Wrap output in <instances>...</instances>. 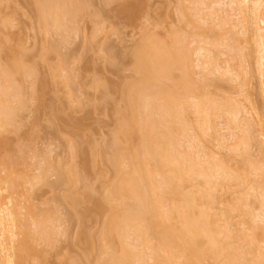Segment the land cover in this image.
<instances>
[{
    "label": "bare ground",
    "instance_id": "bare-ground-1",
    "mask_svg": "<svg viewBox=\"0 0 264 264\" xmlns=\"http://www.w3.org/2000/svg\"><path fill=\"white\" fill-rule=\"evenodd\" d=\"M10 1L14 3L0 0V6L4 7L5 12L6 9H16L14 14L11 13L12 16H8L0 7V11L3 10L0 12V165L3 166V172L0 171V264H48L47 252L41 248L39 250L35 245L39 243L40 246H55L57 240L54 237L61 234V230H56L57 224H52L55 213L51 215L42 212L43 214L39 215L43 218H38L34 206L29 205L32 196L25 195L24 199L29 203L26 208L29 214L26 215L33 223L36 222L34 225L37 226L31 231L28 228L29 223H26L19 212L21 202L16 197L19 187L31 183L34 188L36 184L42 183L47 177L44 173L46 171L43 170L41 176L33 177L27 176L25 172L21 173L18 166L24 165L25 154L22 148L25 147L19 145L14 151L3 134L19 129L18 114L27 109V104L29 106L36 102L39 94L37 92L43 84L53 81L52 83H57L60 88L63 84V91L67 88V97L72 100L71 86L75 76L73 79L72 69L65 74L66 68L62 67V63L49 66L48 72L46 64L49 62L44 56H41L42 62H38V68L37 61L34 66H26L27 63H24L22 57L25 54L20 52H24L21 40L15 42L9 37H4L7 30L17 26L13 17L18 8L14 7V0ZM24 1L26 3V0ZM185 1L189 0L177 1V14L179 22L188 26L192 24L193 16L196 15L194 13H199L200 10L201 5L195 2L204 5L206 0L192 1V7L199 9L195 12L192 7L186 8ZM224 1L228 2L227 5H218L221 1L204 5L208 6L207 10L213 5L216 6H213L215 10L213 7L210 9L208 17H213L212 23H215L214 27L210 28L212 34L215 32V41L197 35L198 38L193 37L196 41L191 43L196 45L193 44L191 50L188 48L191 44L187 38L177 32L172 31L164 40L145 31L132 52L128 53L131 59L130 70L135 77L120 88L122 106L113 105L116 122L111 147L113 152L110 156H106L105 152L106 157L103 156L108 160L106 163L113 173V179L106 187L102 199L95 200L97 214L103 219L102 228L97 240L89 233L83 232L85 251L81 258L71 260L70 264H264V179L260 175H264V122L259 115L255 119L252 116L254 121H251L255 106L251 108L254 103L246 94L250 73V65L246 63L251 61L250 51L256 50L245 47L252 43L257 48V55L260 57H257L259 61L256 65L264 80V0ZM107 2L119 4L121 0H106L105 3ZM27 4L32 8L34 6L36 20L43 32H60V35L64 33V37L65 33L67 35L74 31L77 35L80 28L76 29L77 32L74 29L78 28V18H83L86 13L82 0H27ZM123 6V13L131 12V5ZM222 6L225 9L229 7V11ZM203 9L201 11L206 10ZM201 14L198 15L201 17ZM206 15L202 18L205 19ZM208 18L205 20L208 21ZM217 24L223 34H218L220 29L216 32L215 29L219 28ZM223 36H227V40L231 37L228 44L223 42ZM216 40L226 45L221 43L223 46H220ZM211 46L214 49L210 48ZM222 47L227 48L226 52L231 49L230 52L243 53L247 49L244 58L241 56L243 59L240 60L241 64L247 59V70L243 63L240 65L241 69L231 66L230 62L222 66L224 61L219 63L220 59L214 58V55H217L215 52ZM109 52L112 55L113 52ZM237 53L239 55V52ZM254 55L256 54H253V57ZM246 56L249 58H245ZM112 59L110 58V62L114 64L115 58ZM40 63L46 67L44 68L47 72L44 73L47 74L40 73L42 69L39 68H43L39 67ZM199 71H203L201 73H205L204 76ZM69 72L72 75H69ZM197 72L201 74L202 79ZM216 72H222L221 74L231 78L230 80L235 78L233 81H239L240 85L237 83L238 88H235L238 92L229 93V96L232 98L237 95L243 100L230 99L228 94H223V98L222 95L216 94L217 98H214L215 94L210 92L209 88H214L216 84V88L219 87L218 81L211 78ZM25 78L26 80H23ZM49 79L51 81H48ZM23 81L30 91L27 90V95L22 96L25 85ZM215 82L217 83L214 86ZM44 86L42 90L47 87ZM260 88L263 96L264 82ZM44 92L41 91V98L37 99L40 104L43 103L42 97L45 98ZM225 95L228 98H225ZM220 97L224 102H220ZM254 112L257 113L256 109ZM14 121H17L16 124ZM207 140L210 145L205 143ZM252 144L260 147L261 162L259 159L250 160V151L254 148L259 150L256 145L253 148ZM210 146L214 149L217 147L219 152H212ZM74 149H71L72 154L82 153ZM94 151L95 148L91 149L92 157ZM220 151L221 154L224 151L229 153L228 157L224 156L226 154L221 155ZM3 152L8 153L5 155ZM9 152L15 153L9 157L12 155ZM84 154L83 152L82 156ZM248 157L249 161L246 160ZM106 159L104 160L107 161ZM231 160L236 168L229 163ZM48 166L52 168V163ZM61 166L57 165L56 170L54 169L57 171V183H68L73 187L85 181V169L84 172L78 171L77 166L72 164L69 169L63 170L65 168L62 169ZM257 177L262 179L260 184ZM232 188L233 192L229 193ZM87 189L85 187L83 195L70 192L66 197L63 196L64 203L71 204L74 209L79 207L85 199H92ZM2 192H7V195L2 196ZM226 192L229 193L228 198L224 194ZM234 212L238 215L232 214ZM85 217L87 220L88 217L84 215ZM84 218L82 216V219ZM52 226L55 228L51 229ZM62 232L65 237L69 234L66 230Z\"/></svg>",
    "mask_w": 264,
    "mask_h": 264
},
{
    "label": "rangeland",
    "instance_id": "rangeland-1",
    "mask_svg": "<svg viewBox=\"0 0 264 264\" xmlns=\"http://www.w3.org/2000/svg\"><path fill=\"white\" fill-rule=\"evenodd\" d=\"M6 1H9L10 3L11 2L14 3L13 1H10V0H6ZM14 1L16 4L14 7L17 6L18 8L16 14L13 17V19L15 20V25L17 26L11 30L6 29L7 33H5L4 37L6 38L9 37L11 38L12 41H15V42H18L17 40H21L20 42H22L21 44L23 45L24 52L22 51L20 52L24 53L25 55H22V54L20 55H22L23 60H25L24 63L25 64L27 63L26 66L30 64L27 67H31V65L34 66L37 64V68H38V64H39L38 62H42V59L40 58L41 56L42 57L44 56L45 58H47L46 60H48L49 64H51L49 65L47 62H46L47 64L44 62V64L48 66V72H49V66H53V65L57 66V63L58 64L62 63L61 64L63 65L62 67L66 68L65 69L66 71L64 73L66 74L68 70L72 69L71 72L73 73V75L70 72H69V75H72L73 79L75 76L74 83L72 84L71 82V84L73 85L71 86V89H72L71 95L73 96L72 100H69V97H67L68 92L66 91H68V89L66 88L65 89L66 91H63L64 89L63 84H61V88L56 85L57 83L53 84L52 83L53 81L51 83L49 82L48 84H43V86L44 85L47 86L46 89L42 90L43 88L42 86V88L38 90L39 92H37L40 94L41 91L43 92L45 91L44 92L45 98L42 97L43 103L40 104L37 102V99L41 98L40 96L41 94L40 95L38 94L39 97L37 95L36 100H35V97L33 98L36 102L33 103L31 101L33 104L29 106L27 104V107H26L27 109L24 112L22 111V113L18 114L19 116L17 117L18 122L17 121L16 122L18 123L17 125H19V129L11 133L8 132L6 134L5 133L3 134L5 135L3 137H5L7 140L5 138L4 139L8 141L7 142L8 145L10 144L14 148V151L16 148L18 149L19 145L25 147V149L24 148L22 149L24 150L23 152L25 154V155L23 154L24 155L23 157L26 160L24 159L23 161L24 165L18 166L19 168L18 170H20L21 173L25 172L24 174H28L27 176L33 177L36 175H40V173H43L42 171L44 170L46 171L44 173L47 174L45 175V177L47 176L45 178V180L47 181L44 180L42 181V183L36 184L38 183L37 181L39 180L37 178V181L35 180L36 186L34 188L32 187L33 185H30L31 183H29V185L25 184V186L19 187V190L17 191L19 193L16 194L17 199L19 198L21 202L20 207H19L20 209L19 212L21 216L23 217V219L25 218L26 223H29L28 228L31 231L32 229L35 230L37 226L34 225L36 224V222L33 223V220L30 219L28 215H26V214H29L26 209L29 203L25 201L24 199L26 198L25 195L32 196V199L30 200L29 205L34 206L36 210L34 212H37V214L35 215L39 216L38 218L42 216V215L41 216L39 215L40 213L41 214L46 213V214H51V215L55 213V215H53L54 223L52 222V224L54 225L57 224L56 225L57 231L61 230V234L59 233L57 234V236L54 237L55 240H57L55 241L56 242L55 246L48 247V246H45L44 244L40 246L39 243L36 244L37 242H35L36 244L35 246H38L37 247L38 249L41 248L42 250H45L47 252V255L49 258L48 264H60V263L70 264L71 260L81 258L85 251V240H84L83 232L85 231L86 233H89L90 235L93 236L94 240H97L96 238H98V235H100L99 233L102 228L103 219L101 215L97 214L95 200L100 201L102 199L105 193L106 187L108 186V184H110L111 180L113 179V173L110 170L109 166L107 165L108 163L106 162H108V160L105 157L110 156L111 155L110 153L113 152L111 147L113 143V133L116 130V122L114 119L113 105L115 104V105H118L119 107L122 106L120 88L130 83L135 77L133 72L130 70L131 59L129 56L130 54L128 55V53L132 52L131 50L134 49V47L137 45V42H139V40L141 39L143 35V32L145 31L149 32L150 34H154L156 35V37L160 39H164V40H166L168 36H170V33L172 31L177 32L178 35L180 34L184 38H187V41L189 42V44H191L190 45L191 47H188V48H190L191 50H193L192 47L196 45L194 43H193L194 45L191 43V42H194L195 40L193 37L198 38V36H200L204 38L207 37L208 40L209 39L214 40L216 36L214 34L215 32L212 34L211 32L212 29H210L212 28L213 23H214V22L212 23L213 17H211V19H209L208 17L210 16L209 15V12H211L210 9L213 6L214 7L216 6L213 5L212 7H209L210 8L209 10H207L206 8H208V6H204V5L207 3L211 5L213 1L215 2L221 1V3L218 2V5L219 4L227 5L228 2L227 1L225 2L224 0H206V3L202 2V3H205L204 5L198 4V2H195L197 3V5L202 6V7L200 6L199 8L200 10H199L196 7H192L194 6L192 5L193 4L192 1L194 0H189V1L187 0L188 2L185 1L186 8L192 7V9H195L194 12L196 10H199V13L197 11L199 15L202 12H203L202 14H204V15L201 14V17H200L196 12L195 13L193 12L199 17L193 14L196 18L193 16L194 19H192L193 20L192 24L187 26L186 24H181L179 22V16L177 14V6L179 3V2L177 3L178 0H123V1L121 0L122 3L119 2V4L121 3L120 5L118 3H113V2L112 3L107 2L108 3L107 4L105 3L106 0L105 2L104 0H82L86 8V13L85 15L83 14L84 16L83 18L82 17H80L81 19L78 18V20H80L79 22L76 21L78 24L76 23L75 24H76V27L78 28H75L73 26L75 28L74 30L80 28V31L76 30V32L78 31L80 33L77 32V35L76 33H74L75 31L73 33H67V35L65 33V37H64V35H62L64 33L60 35L59 34L60 32L59 33L57 32L56 34V32L46 33L47 31L46 32L42 31L41 26L38 25V22L36 20V15H35L36 13L33 9L34 6L32 8L29 5L30 2H28L29 4H27V0H26V3L24 0L23 1L14 0ZM195 1H199V0H195ZM122 4L125 6L131 5L130 7L131 12L123 13L124 11L121 10V7L123 6ZM7 5L8 3H6V7ZM9 5L11 7V4ZM203 6H204V9H203ZM0 7L1 9L4 10V7L2 6ZM14 7L12 6V8ZM222 7L225 9L224 6ZM123 8L125 7L123 6ZM228 8L225 10H228ZM202 9L203 10L206 9L208 11V14H207L208 16L206 15V10L201 11ZM12 10L13 9L10 8V9H6V12L5 10L3 12L7 13V15L8 14L11 15L12 12L14 14L16 9L14 8V10L13 11ZM205 15H206V18H208L207 19L208 21L205 20L206 18L205 19L204 17L202 18V16H205ZM205 22L206 23L208 22V23L206 24ZM217 27L219 28H216V29L214 28L216 32L219 31L218 29L221 28L219 25ZM98 30H101V31L97 32ZM70 31L72 30L70 29ZM220 33H222V31L219 32L218 34ZM6 34H9L11 36L9 35L7 36ZM213 35H215L214 38H213ZM238 35H241V34H238ZM225 38H227V36H225ZM225 38L223 36L222 40L223 42L225 41V43L228 44L227 42H229L228 40H231V37L230 38L228 37L229 38L228 40ZM232 38H234V36ZM198 41H200V39ZM216 41L217 43H219L218 40ZM212 43L213 42H211V44ZM221 43L222 42L220 41L219 43L220 46L222 44L226 45L224 43L222 44ZM217 45L218 44H216V46ZM252 46H253L252 43L249 46H245L248 48L250 47V50L251 48L253 49L255 48L256 50V52H254V50L250 51L251 52L250 57L252 58H251V61L249 62L251 64L248 63V61L246 63V65L248 66L250 65L249 68L248 66L245 65V60L247 59L243 60L244 63L242 62L244 65V68H246V70L248 68V71L250 72L248 74L249 76L248 85L249 86L247 85L246 87L247 88L246 91L248 90L247 91L248 93L246 94L250 97V100L254 103V105L251 108H253L254 106L256 107V108L254 107V109L252 110L254 114L251 112L252 113L251 117L253 116L255 119L259 115V117H261L264 122V98H263L264 95L263 96L261 95L262 89L260 88L264 80L261 78V75L258 72V67L256 65L258 63L257 61H259L257 60V57L259 56L257 55V48L254 47L255 45L253 47ZM214 47L211 46L210 48L214 49ZM225 48L226 47L218 48L217 51L215 49L216 52L212 50V52H215V54H217L216 56L213 54L214 58L218 57L220 59L219 63H223L224 61V64H222V66H224L225 63L230 62L231 66L233 65L237 69H241L240 65L242 63L240 64V60L244 58L243 56H245L244 53L247 52V49L244 48L246 50H244V52L242 51L243 53H241V51L236 50L237 52H239V55H238L237 52H230L231 49H229L230 51L228 50L229 52H226L227 48L226 49ZM109 51L113 52L112 55H110ZM26 54H27V57H26ZM253 54H256L257 56L254 55L253 57ZM239 56L240 57L242 56L243 58L241 57L240 59ZM112 57L115 58L114 64L110 62V58L112 59ZM245 58H249V57L246 56ZM40 66L43 67V68H39L43 70V72L41 70L40 73H44L46 67L42 63H40L39 67ZM39 69H38V72H39ZM73 71L75 72V74ZM45 72H47V70ZM199 72H197L198 75H199ZM221 73L222 72L217 74L216 72V75L214 74L213 76L211 75V78L217 80L218 85H219V87L216 88L217 82H215L214 86L215 84L216 86L214 88L213 87L209 88V91L215 94V97L213 96L214 98H217L216 94H219V96L222 95V98H223V94H228L229 96L230 95L229 93L235 94L236 92H238L235 90V88H238L239 81L238 82L236 80L233 81V79L235 78L230 80L231 78L227 77L226 75L223 76L222 75L223 73L222 74ZM44 74H47V73H44ZM197 74L195 76H197ZM201 74L202 76H204L203 74L205 73H201ZM201 74L199 76H201ZM176 75H178V73H176ZM202 76H201V79H202ZM23 80H26V78ZM45 80H46V77H45ZM48 81H51V80L49 79ZM210 81L209 82L207 81V82L211 83L212 81L211 82ZM26 82H28V80ZM23 85H24L23 87L24 92L22 96L27 95L28 91H30L28 90L29 87L27 88L25 82L23 83ZM27 85H30V84H27ZM38 87L40 88L41 86L38 85ZM259 88L261 89V91ZM209 91L208 93L210 94ZM228 96L225 95L224 97L228 98ZM222 98L221 97L219 98L220 102H224V100L221 101ZM232 98L234 99L236 98V100H239V101L243 100V98H240V97L238 98L237 95L236 97L233 96ZM28 100H31V99H28ZM255 109L257 113L254 112ZM253 117L251 119H253ZM254 119L251 121H254ZM250 123H253V122H250ZM15 126L13 125V127ZM221 126H223V124ZM13 127L11 129H13ZM205 143H208V140ZM208 144H207V150L209 149ZM254 145L252 144V147ZM256 146L259 147L258 145ZM73 147L75 149L80 150V152L82 153H78L79 152L78 151L77 152L78 154H72L71 149ZM93 148H95L94 155H93L94 157H92L91 155V149L93 150ZM214 148H215V145H214ZM214 148L211 149L212 152H215V151L219 152L218 150H216L217 147L216 149ZM83 152L85 154L82 156ZM105 152L107 153L106 156H105L106 154ZM221 152L222 151H220V154ZM224 152L223 154H226L224 156H227V154H229V153H226V151ZM251 152H252V155L250 154ZM5 153L6 152H3V154ZM9 153L10 154L12 153V155L9 156V157H12L15 152H9ZM100 153H102L103 155L102 154L100 155ZM250 153L249 155L252 156L250 160L252 161L253 160L259 161L262 156L261 154H259L261 153L260 147H259V150L258 148L252 149ZM4 157H7V156H4ZM103 158L106 159L107 161H105ZM3 159H6V158H3ZM246 160L249 161V157ZM233 161H236V160H233ZM252 161L249 162V164L252 163ZM261 161L262 160H260L259 162ZM48 162L49 164L52 163V168L48 166L49 165ZM229 163L231 164L232 160ZM240 163H238V165L242 164ZM60 164L63 166V167L61 166L62 169L65 168L63 170H67L66 168L69 169L70 168L69 166L72 164L74 166H77L76 168L78 169V171L84 172V169H85L86 171L85 181L73 187L72 185L70 186V184L68 183L67 184L69 186L65 183H61V184L57 183L59 182L57 180V175H56L57 171L55 172L54 169L56 170L57 165H60ZM243 165L241 166V168L243 167ZM232 166L233 168H236V166L234 167V164ZM237 168H239V166ZM0 171L3 172V166L1 165H0ZM260 175H262L263 176L262 179H264V175L263 174H260ZM253 177L254 176H252V178ZM24 178H28V177L24 176ZM262 179L261 180L258 179L259 184L261 183L260 181H262ZM30 182H32V180H30ZM85 187L88 188L87 192L89 194V197H91L92 199L88 198L89 200L87 201H85L86 200L85 199L84 203H82L81 205H78L79 207L76 206L75 209L73 208V206L71 207V204L64 203L63 198H62L63 196L69 195L70 192L71 193L77 192L83 195L84 192L86 191ZM233 190L234 188L229 189V193L230 191L233 192ZM6 193L7 192L5 193L2 192L3 194L2 196H6L7 195ZM229 193L228 192L224 193L226 194L225 196L227 198L229 196ZM232 214H235V212ZM84 215L88 217L87 220H86V217L84 218ZM235 215H238V214L236 213ZM82 216L84 219H82ZM46 217L47 216H45V218ZM35 220H36V217L34 221ZM80 220L82 222H80ZM84 220L86 221L83 222ZM54 228L55 227L51 229H54ZM34 230L32 233H34ZM62 230H66V232L69 233L68 236L66 237L63 236L62 233L64 231L62 232ZM31 231H28V232H31ZM92 259L94 258L92 257ZM32 264H36V262ZM246 264H249V263L246 262Z\"/></svg>",
    "mask_w": 264,
    "mask_h": 264
}]
</instances>
